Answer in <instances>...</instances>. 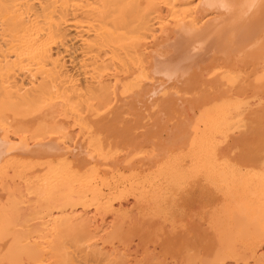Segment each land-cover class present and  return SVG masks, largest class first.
Wrapping results in <instances>:
<instances>
[{
	"label": "bare ground",
	"instance_id": "6f19581e",
	"mask_svg": "<svg viewBox=\"0 0 264 264\" xmlns=\"http://www.w3.org/2000/svg\"><path fill=\"white\" fill-rule=\"evenodd\" d=\"M0 264H264V0H0Z\"/></svg>",
	"mask_w": 264,
	"mask_h": 264
},
{
	"label": "rangeland",
	"instance_id": "374dc122",
	"mask_svg": "<svg viewBox=\"0 0 264 264\" xmlns=\"http://www.w3.org/2000/svg\"><path fill=\"white\" fill-rule=\"evenodd\" d=\"M131 200L128 201V203H130ZM128 205V204H127Z\"/></svg>",
	"mask_w": 264,
	"mask_h": 264
}]
</instances>
